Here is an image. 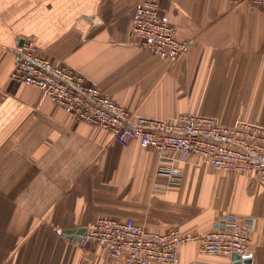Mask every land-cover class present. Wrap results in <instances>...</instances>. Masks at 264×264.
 <instances>
[{
  "label": "crops",
  "instance_id": "obj_1",
  "mask_svg": "<svg viewBox=\"0 0 264 264\" xmlns=\"http://www.w3.org/2000/svg\"><path fill=\"white\" fill-rule=\"evenodd\" d=\"M137 1L0 0V264H109L104 247L63 231L113 217L201 232L222 212L252 218L250 264H264V180L189 155L177 162L179 185L158 192L153 149L121 144L8 77L15 47L29 37L134 114L190 111L264 125V9L245 0H156L189 41L186 52L164 60L131 32ZM178 259L231 261L195 241L179 246Z\"/></svg>",
  "mask_w": 264,
  "mask_h": 264
},
{
  "label": "built area",
  "instance_id": "obj_2",
  "mask_svg": "<svg viewBox=\"0 0 264 264\" xmlns=\"http://www.w3.org/2000/svg\"><path fill=\"white\" fill-rule=\"evenodd\" d=\"M235 1V0H233ZM264 9V0H245ZM131 32L153 54L174 60L186 52L189 41L178 36L175 26L156 0H138L130 24ZM15 62L9 79L38 87L42 95L76 119L110 131L116 141L130 140L153 149L158 155L153 187L166 192L178 186L181 169L177 162L189 155L216 169L240 172L264 180V128L255 124L219 123L212 116L182 112L172 118H155L130 112L86 82L74 68L46 58L26 37L15 47ZM252 218L221 213L205 231H182L178 227L154 230L132 218L100 217L86 227L78 241L106 250L109 264H179L182 243L195 241L199 251L213 254L251 255L249 229ZM229 264H234V261Z\"/></svg>",
  "mask_w": 264,
  "mask_h": 264
},
{
  "label": "rangeland",
  "instance_id": "obj_3",
  "mask_svg": "<svg viewBox=\"0 0 264 264\" xmlns=\"http://www.w3.org/2000/svg\"><path fill=\"white\" fill-rule=\"evenodd\" d=\"M29 38V37H28ZM32 41H33V43L35 44V42H34V40L32 39V38H30ZM142 44V43H141ZM143 45V44H142ZM35 46H36V44H35ZM37 47V46H36ZM44 57H46L47 58V55H43ZM49 59V58H48ZM51 60V59H50ZM56 63V62H55ZM64 65H66V64H64ZM13 68V67H12ZM12 70V69H11ZM11 72V71H10ZM10 72H9V74H10ZM8 77H9V75H8ZM186 112V111H185ZM182 113V112H181ZM180 114V113H179ZM207 115V114H206ZM209 116H211V115H209ZM213 118H215V120H217L219 123H222L221 122V120L220 119H218L216 116H212ZM240 123H242V124H255V125H258V126H260V127H263L264 128V125H260V124H257V123H255V122H250V121H246V120H244V119H237V120H235L233 123H231V124H225V125H230V126H233V125H236V124H240ZM222 124H224V123H222ZM199 162H202L203 164H206L209 168H212V169H214V170H218V171H223V172H226V173H230V174H242V173H240V172H235V171H229V170H223V169H216V168H213V167H211L209 164H207L206 162H204V161H202V160H199V159H197ZM243 175H245V174H243ZM246 176V175H245ZM260 180H262V179H260ZM222 213H224V212H222ZM221 214V213H220ZM219 215V214H218ZM218 215L216 216V217H218ZM251 242H252V240H251ZM89 243H92V244H95V243H93V242H89ZM183 244V243H182ZM97 245V244H96ZM251 251H252V244H251Z\"/></svg>",
  "mask_w": 264,
  "mask_h": 264
},
{
  "label": "water",
  "instance_id": "obj_4",
  "mask_svg": "<svg viewBox=\"0 0 264 264\" xmlns=\"http://www.w3.org/2000/svg\"><path fill=\"white\" fill-rule=\"evenodd\" d=\"M21 42H22V39L19 40L18 44H21ZM84 230H85V228L82 230H64L63 232H65V234L68 233V234H66V235H68V237H69V234L74 235L73 240H76V239L78 240L80 238V236L83 234ZM231 259L232 260L239 259V255L232 254ZM250 263H251V256L250 255L244 256L243 260H242V264H250ZM234 264H240V262L238 260H236V261H234Z\"/></svg>",
  "mask_w": 264,
  "mask_h": 264
},
{
  "label": "bare ground",
  "instance_id": "obj_5",
  "mask_svg": "<svg viewBox=\"0 0 264 264\" xmlns=\"http://www.w3.org/2000/svg\"><path fill=\"white\" fill-rule=\"evenodd\" d=\"M77 240V239H76Z\"/></svg>",
  "mask_w": 264,
  "mask_h": 264
}]
</instances>
